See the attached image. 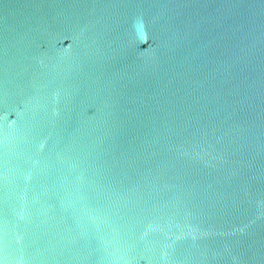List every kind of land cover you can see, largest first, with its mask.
<instances>
[{
	"label": "water",
	"instance_id": "95a60500",
	"mask_svg": "<svg viewBox=\"0 0 264 264\" xmlns=\"http://www.w3.org/2000/svg\"><path fill=\"white\" fill-rule=\"evenodd\" d=\"M0 264H264V0H0Z\"/></svg>",
	"mask_w": 264,
	"mask_h": 264
},
{
	"label": "clouds",
	"instance_id": "9594fccd",
	"mask_svg": "<svg viewBox=\"0 0 264 264\" xmlns=\"http://www.w3.org/2000/svg\"><path fill=\"white\" fill-rule=\"evenodd\" d=\"M141 25L143 26V21H141ZM145 39H146V34H145Z\"/></svg>",
	"mask_w": 264,
	"mask_h": 264
}]
</instances>
